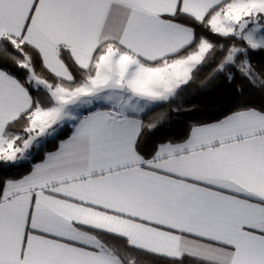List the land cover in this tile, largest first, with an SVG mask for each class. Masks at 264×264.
I'll list each match as a JSON object with an SVG mask.
<instances>
[{"label": "snow or ice", "instance_id": "6c2138e0", "mask_svg": "<svg viewBox=\"0 0 264 264\" xmlns=\"http://www.w3.org/2000/svg\"><path fill=\"white\" fill-rule=\"evenodd\" d=\"M258 54L264 0H0V264H264Z\"/></svg>", "mask_w": 264, "mask_h": 264}, {"label": "trees", "instance_id": "16d2710c", "mask_svg": "<svg viewBox=\"0 0 264 264\" xmlns=\"http://www.w3.org/2000/svg\"><path fill=\"white\" fill-rule=\"evenodd\" d=\"M216 40L218 37H211ZM253 63L258 67H264V54L253 55ZM237 83L243 84L239 78ZM237 102V94L235 85H229L224 82L223 78L218 79L204 91H198L195 95L190 96L185 102V107L192 108L189 112H181L179 114L168 111L169 105H162L156 108L149 116L155 113L168 112V119L163 122L160 129L146 136V143L163 142L165 139L183 140L187 137L190 127L194 123H210L224 114L231 111ZM171 107H175L172 105ZM148 119V116L145 117ZM28 171L27 167L20 169H12L8 175H23ZM0 174L2 170H0Z\"/></svg>", "mask_w": 264, "mask_h": 264}]
</instances>
